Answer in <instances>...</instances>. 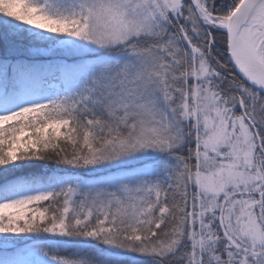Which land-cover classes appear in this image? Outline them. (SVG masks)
<instances>
[{"label": "snow or ice", "instance_id": "6c2138e0", "mask_svg": "<svg viewBox=\"0 0 264 264\" xmlns=\"http://www.w3.org/2000/svg\"><path fill=\"white\" fill-rule=\"evenodd\" d=\"M0 264H264V0H0Z\"/></svg>", "mask_w": 264, "mask_h": 264}, {"label": "rangeland", "instance_id": "374dc122", "mask_svg": "<svg viewBox=\"0 0 264 264\" xmlns=\"http://www.w3.org/2000/svg\"><path fill=\"white\" fill-rule=\"evenodd\" d=\"M26 138V137H25Z\"/></svg>", "mask_w": 264, "mask_h": 264}]
</instances>
